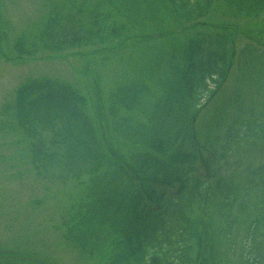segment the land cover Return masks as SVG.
Here are the masks:
<instances>
[{"label": "trees", "instance_id": "1", "mask_svg": "<svg viewBox=\"0 0 264 264\" xmlns=\"http://www.w3.org/2000/svg\"><path fill=\"white\" fill-rule=\"evenodd\" d=\"M262 14L264 0H93L48 32L54 48L150 50L109 94L99 75L89 94L50 78L18 89L36 161L71 155L86 184L66 221L77 248L107 264H264Z\"/></svg>", "mask_w": 264, "mask_h": 264}, {"label": "rangeland", "instance_id": "2", "mask_svg": "<svg viewBox=\"0 0 264 264\" xmlns=\"http://www.w3.org/2000/svg\"><path fill=\"white\" fill-rule=\"evenodd\" d=\"M92 1L0 0V264H107L105 251L91 253L90 246L82 251L66 234V221L86 186L68 174L73 157L58 155V163L43 167L33 154L35 140L19 126L15 111L19 87L33 78H50L89 94L99 75L109 94L148 61L146 43L142 57L137 53L142 46H115L110 52L109 44L94 40L63 48L46 45L50 30L54 36L72 31L67 19L77 23L78 10L91 8ZM237 20L246 28L252 22ZM263 21L264 14L254 20ZM22 37L24 50L15 45ZM238 42L252 40L240 35ZM253 90L257 104H263L264 92Z\"/></svg>", "mask_w": 264, "mask_h": 264}]
</instances>
